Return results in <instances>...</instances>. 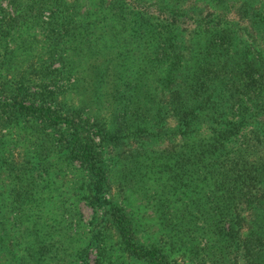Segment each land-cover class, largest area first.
Here are the masks:
<instances>
[{
    "label": "trees",
    "instance_id": "obj_1",
    "mask_svg": "<svg viewBox=\"0 0 264 264\" xmlns=\"http://www.w3.org/2000/svg\"><path fill=\"white\" fill-rule=\"evenodd\" d=\"M7 1L0 264H264V0ZM51 73L76 105L29 98ZM96 138L135 140L123 206Z\"/></svg>",
    "mask_w": 264,
    "mask_h": 264
},
{
    "label": "rangeland",
    "instance_id": "obj_2",
    "mask_svg": "<svg viewBox=\"0 0 264 264\" xmlns=\"http://www.w3.org/2000/svg\"><path fill=\"white\" fill-rule=\"evenodd\" d=\"M2 6L6 9L8 13L11 15L13 14V9L11 8V5L7 0H3ZM4 35V33H3ZM9 38V35H8ZM6 42L2 39H0V84H5L3 81L7 82L8 84H5L6 86L15 85V82H17V78H14V76L9 74V67L6 63V55L8 53V46L6 48ZM17 66V65H16ZM14 80V81H13ZM13 82V83H12ZM12 83L11 85H9ZM33 85L29 86V98L37 100L39 98L40 94H48L49 92H55V93H62L60 91H65L68 96L72 98V101L70 100L69 103L74 102V104H77L76 101V95L69 92L66 87L69 86L67 84V80L61 76H55V74L51 73L50 75H43L41 77H35ZM1 86V85H0ZM0 92H3L0 88ZM42 92V93H41ZM40 93V94H39ZM57 93V94H58ZM60 94V96H62ZM62 97H58V100ZM65 104H68V101H63L62 104H57L56 107L58 108L59 105L62 107L65 106ZM96 141L98 142V147L101 150L103 154V159L105 161V164L107 166L108 171V178L110 181V186L107 191V195L118 201L119 203H122L124 198L126 200V197L128 196V187L121 185V179L118 177L119 173L118 170L121 167V158L122 156H125L126 153L132 152L134 148L136 147L135 140L133 138H127L124 140L125 144L116 145L110 142H100L98 138H96ZM138 145V144H137ZM144 145L151 150H156L157 148L162 147L164 144L160 141L155 142H149L147 144L144 143ZM2 182L5 181L4 178L1 177ZM126 194V195H125ZM137 199V197L135 196ZM141 200V199H140ZM137 201V200H136ZM137 204V203H136ZM125 209L129 212L134 213L132 216L133 219L136 221V224L139 226L138 233L143 237V239L146 242H152V240L157 239L158 236L153 232L152 228L149 227V222L147 221L146 213H143L141 209L137 206H125ZM81 212L83 214L84 220L88 222L93 214V209L85 204H81ZM219 255V254H217ZM215 255V256H217ZM230 257L232 254H229ZM205 257L202 260H198L196 258H192L190 260L186 259V262H199L198 264H222L226 260H223L221 258L216 259V257ZM90 262L94 264V258H95V251H93L90 255ZM198 260V261H197ZM126 262H134L130 258H126ZM237 264H240L239 262Z\"/></svg>",
    "mask_w": 264,
    "mask_h": 264
}]
</instances>
